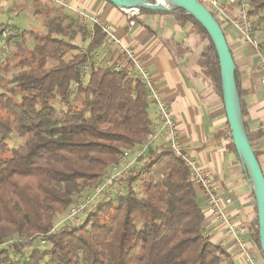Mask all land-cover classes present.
Returning <instances> with one entry per match:
<instances>
[{
    "label": "trees",
    "instance_id": "obj_1",
    "mask_svg": "<svg viewBox=\"0 0 264 264\" xmlns=\"http://www.w3.org/2000/svg\"><path fill=\"white\" fill-rule=\"evenodd\" d=\"M249 6V18L262 26L264 0H249ZM169 13L179 28L189 27L187 34L198 37L197 66L222 99L219 58L208 33L186 11ZM44 27V32L15 28L7 44L15 48L19 70L5 77L10 64L0 68L5 73L0 81V264H236L205 236L201 189L165 144L149 147L137 159L140 167L132 168L121 194L60 226L75 199L94 188L124 150H136L149 139L151 104L146 86L127 68L117 71L115 64L93 61L107 38L101 27L92 35L67 15L47 19ZM30 39L33 47L27 45ZM168 47L190 52L173 41ZM85 65L90 66L86 80ZM236 82L258 158L261 135L245 122L238 71ZM228 130L229 146L237 153ZM12 135L21 141L14 148L8 146ZM250 229L259 247L258 212ZM6 240L14 243L5 246Z\"/></svg>",
    "mask_w": 264,
    "mask_h": 264
},
{
    "label": "crops",
    "instance_id": "obj_2",
    "mask_svg": "<svg viewBox=\"0 0 264 264\" xmlns=\"http://www.w3.org/2000/svg\"><path fill=\"white\" fill-rule=\"evenodd\" d=\"M36 4V13L50 9L52 3ZM60 15H67L80 23L82 14L98 18L100 23L110 28L119 43L106 38L103 48L94 56L95 64L123 65L129 69L122 45L131 49L141 64L150 69L154 84L169 105L176 122L181 143L187 157L195 160L201 168L208 171L217 190L225 197H231L233 203L226 209L231 219L250 228L257 217V202L253 184L243 168L238 154L231 150L225 135L227 117L223 100L201 74L197 60L201 46H197L198 37L188 35L189 27L181 29L176 25L172 13H145L129 18V10L113 6L106 0H61ZM226 7L228 16L236 18L239 13L240 0H221ZM18 5V4H17ZM11 9L9 0H0V15ZM132 13V12H131ZM8 22H0V26ZM90 25V24H88ZM91 26V25H90ZM89 26V27H90ZM88 27V26H87ZM229 47L235 60L242 100L247 108L245 122L253 134H260L256 142L258 160L264 173V85L259 65V55L248 45L238 31L232 29L228 22L222 24ZM19 31H22L19 29ZM77 41L82 42L80 36ZM184 45L190 49L185 55L184 50L170 51L169 42ZM152 122L156 120L154 108L151 106ZM165 139L152 146L165 144ZM135 153L130 155L133 161ZM140 165L139 162L135 163ZM138 167V166H137ZM118 187H121L118 186ZM115 194L122 189L118 188ZM200 204L206 216L205 231L215 243L231 250V243L225 232V226L213 218L208 212L206 200L200 195ZM260 258L263 254L255 244Z\"/></svg>",
    "mask_w": 264,
    "mask_h": 264
},
{
    "label": "built area",
    "instance_id": "obj_3",
    "mask_svg": "<svg viewBox=\"0 0 264 264\" xmlns=\"http://www.w3.org/2000/svg\"><path fill=\"white\" fill-rule=\"evenodd\" d=\"M48 1L62 5L61 0ZM203 2L201 3H203L219 22L222 24L228 22L230 27L238 31L243 40L256 50L259 55L260 70L263 75L261 83L264 85V45L260 46L253 38L252 22L248 16L250 7L249 0H240L239 13L236 18L228 16L227 9L222 4L221 0H203ZM139 12V10H129V18L131 19L135 15H138ZM80 24L82 27L88 26L87 28L91 30L90 32L92 35H94V28L99 26L107 35V38L110 37L113 42L119 43L114 35L111 34L110 28L102 25L98 18H92L86 14H82ZM14 34L15 30L12 27L6 29L0 27V59L6 56L7 40ZM121 49L125 54L126 62L131 64V67L128 69L129 74L147 88L146 98L154 108L156 115V120L152 122V133L149 139L134 152H132V150H125L123 152V156L119 163L102 175L97 185L91 190H87L84 196L71 206L65 218L61 221L60 226L79 221L82 216L94 209L98 201L112 198L114 191L112 188H114L116 183L121 180H126L131 175V170L134 167V163L137 162V159L140 156H144L149 147L155 145L161 138H164L165 145L173 152L174 156L185 162L192 181L201 189L210 215L225 226L226 235L232 245L229 251L231 259L236 264H264V258H260L255 249V243L251 238V229L244 224L234 222L226 212V209L233 203L232 198L225 197L223 193L217 190L211 174L201 168L195 160L186 156L184 147L181 143L179 128L174 121L169 105L162 99L154 84L152 72L149 68L140 63L131 49L123 45ZM110 65L111 64L107 63L105 66ZM124 69L125 66L123 65H115V70L117 71H122ZM82 73L83 78L85 80L88 79L90 75V66L85 65L82 68ZM132 153H135L136 156L133 161H128L127 159L130 158ZM120 185L123 186L124 182H120ZM121 192L122 191H120L119 194H121ZM204 232L206 237H210L206 231ZM13 243L14 242L11 240H6L3 245L7 246Z\"/></svg>",
    "mask_w": 264,
    "mask_h": 264
},
{
    "label": "water",
    "instance_id": "obj_4",
    "mask_svg": "<svg viewBox=\"0 0 264 264\" xmlns=\"http://www.w3.org/2000/svg\"><path fill=\"white\" fill-rule=\"evenodd\" d=\"M113 6L128 10L171 12L186 11L208 33L219 58L222 99L230 135L243 168L249 176L257 202L259 247L264 257V173L249 141L244 124L241 99L236 82L237 66L226 34L213 14L198 0H106Z\"/></svg>",
    "mask_w": 264,
    "mask_h": 264
},
{
    "label": "rangeland",
    "instance_id": "obj_5",
    "mask_svg": "<svg viewBox=\"0 0 264 264\" xmlns=\"http://www.w3.org/2000/svg\"><path fill=\"white\" fill-rule=\"evenodd\" d=\"M199 1L203 2V0H199ZM9 2L11 4V9L10 10L6 9L7 11L4 12V15L3 16L0 15V22H8L9 21V23H11L12 26H18V28L22 31H24V30H36L39 32H44V31H46V28L44 27V22L47 19H54V18L58 17L59 14H61L62 10H64L59 6L60 5L59 3L51 2V1L50 2L52 3V5H51L50 9L43 8L44 10L37 12V13H36V9H35L36 4L38 2L44 4L45 1H43V0H9ZM263 16H264V14H263ZM251 22L253 23L252 24L253 38L260 46H263L264 45V24L262 26H259L257 24L256 18H253ZM76 42L78 44L79 43L81 44V42L79 40L78 41L76 40ZM27 45L29 47H33L32 39L28 40ZM14 53H15V48H14L13 44L11 46H8V44H7L6 56L4 58L0 59V68L2 66H5V64H10V66H11V71L7 75H5V77L11 76L13 73H15L16 71L19 70L17 67H15L16 63L18 62V58L17 57L13 58ZM1 71L2 70L0 69V81H1V76L3 74H5L3 71H2L3 73H1ZM225 135L226 136L229 135L228 127L226 129ZM20 144H21V141L19 140V138L16 135H12L10 137L9 142H8V146L10 148L17 147ZM126 150H130V149H126ZM134 151L135 150H132V152H134ZM120 159H119V161H120ZM127 160L130 161V160H132V158H128ZM135 163H134V167H135ZM136 166L140 167V165H136ZM131 172H133V171H131ZM120 182L121 183L125 182V180L124 181L121 180ZM120 182H117L116 185L114 186V188H112V190H114L113 196L116 195L115 191L117 190V187L120 186ZM121 187L123 188V186H121ZM121 187H118V188L122 189ZM86 191H87V189L84 190L83 194ZM117 191H119V190H117ZM83 194H82V197L84 196ZM77 201L75 199V202H77Z\"/></svg>",
    "mask_w": 264,
    "mask_h": 264
}]
</instances>
